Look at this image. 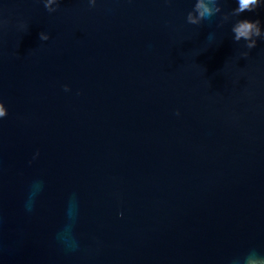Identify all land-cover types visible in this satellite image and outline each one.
<instances>
[{
  "label": "water",
  "instance_id": "1",
  "mask_svg": "<svg viewBox=\"0 0 264 264\" xmlns=\"http://www.w3.org/2000/svg\"><path fill=\"white\" fill-rule=\"evenodd\" d=\"M195 2L0 0V264H264V0Z\"/></svg>",
  "mask_w": 264,
  "mask_h": 264
},
{
  "label": "clouds",
  "instance_id": "2",
  "mask_svg": "<svg viewBox=\"0 0 264 264\" xmlns=\"http://www.w3.org/2000/svg\"><path fill=\"white\" fill-rule=\"evenodd\" d=\"M57 0H46L45 7L48 11H56L53 8V4H56ZM92 6L95 5L96 0H90ZM260 6V0H238V7L233 10L231 16H239L246 11L251 12ZM222 11L219 0H196L194 8L188 13L187 22L192 25H200L202 21L209 19ZM224 21L229 19L228 15L224 16ZM260 20L240 19L234 24L232 32L234 33V41L239 42L244 40L247 42L246 46L249 49L257 46V39L264 36V32L261 31ZM40 39L48 40L49 36L40 33ZM65 90H69L65 86ZM7 110L3 102H0V117L7 116Z\"/></svg>",
  "mask_w": 264,
  "mask_h": 264
}]
</instances>
